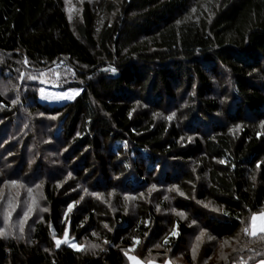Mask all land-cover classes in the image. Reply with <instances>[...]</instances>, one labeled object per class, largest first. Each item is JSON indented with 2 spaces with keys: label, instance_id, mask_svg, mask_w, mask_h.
Returning a JSON list of instances; mask_svg holds the SVG:
<instances>
[{
  "label": "trees",
  "instance_id": "obj_1",
  "mask_svg": "<svg viewBox=\"0 0 264 264\" xmlns=\"http://www.w3.org/2000/svg\"><path fill=\"white\" fill-rule=\"evenodd\" d=\"M0 56L10 59L0 79L13 74L15 86L23 71L66 62L81 89L56 106L17 86L54 118L57 167L36 170L48 210L27 239H0V264H127L133 248L172 264L264 262V241L243 231L264 213V0H102L73 24L62 0H0ZM0 107L4 139L17 111L1 93ZM65 171L74 181L60 188ZM78 185L171 191L113 212ZM66 232L79 250L56 246Z\"/></svg>",
  "mask_w": 264,
  "mask_h": 264
},
{
  "label": "rangeland",
  "instance_id": "obj_2",
  "mask_svg": "<svg viewBox=\"0 0 264 264\" xmlns=\"http://www.w3.org/2000/svg\"><path fill=\"white\" fill-rule=\"evenodd\" d=\"M62 1L68 20L73 24L74 22L81 20L85 3L94 6L102 0ZM70 16L71 19L69 18ZM8 60L10 59L0 56V66H5ZM12 63L18 62L13 60ZM23 64H26V62L24 61ZM66 64V62H57L46 70L36 69L35 71H23L22 74H20L22 76H19L17 79L19 83L16 84V86L13 82L14 78L17 77L13 74L0 79V93L9 101L11 107L17 111V127L12 129L9 135L4 139H0V233H3V235H0V239L12 238L25 240L28 238L34 222L40 219V217H42V215L48 210L45 204L41 183V180L45 179V174L38 178V167L41 164H46L52 168L57 167L54 163L56 160L52 157L51 150L47 144V139L49 137V122L54 118L45 116L39 112H33L30 102L25 103L24 100L26 90H23L22 87L20 92H18L17 86L21 85L23 81H26L28 84L26 85L28 86L27 88L35 91L39 97V101L43 104L61 106L65 103L71 102L80 94L81 89L69 87L70 83L74 81L72 77L74 73ZM225 81L227 82L228 79ZM73 93L79 94L72 95ZM69 96H71V98H68ZM22 103L26 105L21 106ZM2 113L3 110L0 107V114ZM189 134H186L187 136L183 137L182 141H185L186 143L192 142L196 136ZM26 143L27 148L24 149V144ZM17 144H19L18 147H16ZM22 159H25V161L31 165L28 167V172L25 175L20 171L19 173L17 172L18 163L13 164L16 161H22ZM58 165L59 168L62 167L60 163ZM36 170L38 171L37 173ZM58 172L60 173L61 170H58ZM59 177H62V173ZM62 179L63 180L60 179L57 184L60 188L66 187L71 184L70 182L74 181L73 175L67 171L64 172V177ZM74 190L81 192L82 197L85 196L86 198L97 199L101 204L111 208L113 212H116L117 203L123 204L126 212L130 210L134 211L140 200L144 199L150 202H157V197L163 199L169 198L171 191V189L152 186L148 189L146 188L141 193L138 192L136 194L124 193L121 191L93 193L81 185H78ZM9 200L11 201V207L9 206ZM29 208H31L32 211L25 220L24 212ZM251 217L248 226L251 224ZM22 221L23 232L20 231ZM260 225L261 221L258 219L256 221V227L258 228ZM64 239L65 237L61 241ZM67 239L68 243L66 244L69 246L70 244L76 245L74 240L69 237H67ZM194 241L195 240L192 238L191 243L193 244ZM140 246L142 245H139V247ZM154 249L158 250L160 249V246H155ZM197 253L198 247L195 248V252H193L192 249L190 250V254L193 257H196ZM129 257H135L136 259L131 260ZM126 258L127 264H172L170 259H164L163 257L160 261L151 259L143 260L141 258V251L136 248L127 252ZM179 260H177V262ZM257 264H264V262H259Z\"/></svg>",
  "mask_w": 264,
  "mask_h": 264
},
{
  "label": "snow or ice",
  "instance_id": "obj_3",
  "mask_svg": "<svg viewBox=\"0 0 264 264\" xmlns=\"http://www.w3.org/2000/svg\"><path fill=\"white\" fill-rule=\"evenodd\" d=\"M71 19V16L69 17ZM79 93H73L72 95H78ZM68 98H71V96H69ZM9 206L11 207V201L9 200ZM32 211L31 208H29L27 211L24 212V218L25 220L27 219L29 213ZM261 221V225L257 228L256 227V221L257 220ZM20 231L23 232V221L21 222L20 225ZM245 235H249L251 236L253 239L256 240H260V241H264V214H257V215H253L251 217V224L250 226H247L243 229ZM0 235H3V233H0ZM203 235V233L201 234ZM61 243H68V239H67V232L65 233V239L63 241H61L60 239L56 240V246L59 247ZM72 247H77V249L79 250V246L77 245H71ZM92 247H96V245H92ZM193 252H195V248L193 249ZM131 260H135V257H129Z\"/></svg>",
  "mask_w": 264,
  "mask_h": 264
}]
</instances>
